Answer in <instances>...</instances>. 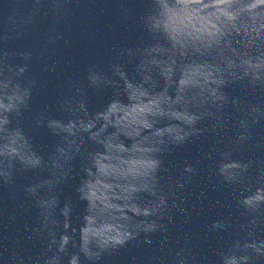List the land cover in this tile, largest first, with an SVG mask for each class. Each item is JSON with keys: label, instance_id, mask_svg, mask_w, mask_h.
Wrapping results in <instances>:
<instances>
[{"label": "water", "instance_id": "95a60500", "mask_svg": "<svg viewBox=\"0 0 264 264\" xmlns=\"http://www.w3.org/2000/svg\"><path fill=\"white\" fill-rule=\"evenodd\" d=\"M0 264H264V0H0Z\"/></svg>", "mask_w": 264, "mask_h": 264}]
</instances>
